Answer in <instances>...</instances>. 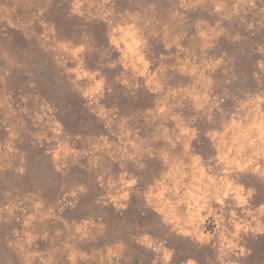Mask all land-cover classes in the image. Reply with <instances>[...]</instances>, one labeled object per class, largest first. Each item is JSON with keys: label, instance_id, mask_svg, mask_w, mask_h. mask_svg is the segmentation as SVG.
I'll use <instances>...</instances> for the list:
<instances>
[{"label": "rangeland", "instance_id": "rangeland-1", "mask_svg": "<svg viewBox=\"0 0 264 264\" xmlns=\"http://www.w3.org/2000/svg\"><path fill=\"white\" fill-rule=\"evenodd\" d=\"M72 2L73 0H0V77H3L0 79V264H26L25 256H28V253L38 254L35 257H28L30 264H71L68 257L72 251L77 252V264H108L106 246H112L119 241L126 245L124 258L120 260L112 258V264H152L153 260H156L157 264H162L159 254L146 250L131 239L144 233H150L158 239H166L168 246L177 250V260L192 256L200 260L201 264H205V257H210L206 264H219L216 259L219 254L217 250L201 248L178 236L170 226L163 223V216L154 210L155 207L163 206L159 201L153 200V205H148L146 200L148 185L163 179L162 173L169 171L158 158L148 159L145 156L147 168L144 171L137 170L132 163L120 161L127 163L129 172L140 177V184L137 186L139 194L136 190L133 191L129 209L124 212L116 211L111 201L107 199L109 192L115 193V190L108 188L107 180L109 177L118 180L121 169L119 163L108 153L115 154L117 161L119 160V150L126 146V140L129 139L125 138V143L118 139V136L123 135L119 124L126 118L125 128H130L133 132L130 139L135 140V134L139 131L140 138L145 141L141 144L142 148L155 149L157 157L162 149L167 150L174 162L183 159L185 163H189L182 145L172 150L163 138L158 141L152 139L154 135H159L156 132L159 125L164 124L173 128L174 124L163 118L153 120L146 110L155 109L156 101L163 100L172 89L196 87L202 90V86L197 84L199 73L195 76L180 74L177 56L180 61L189 59L191 66L198 65L200 70H203L206 60L218 58L224 52L227 53L224 57L225 64L214 73L211 70L205 72V75L211 76L214 80L212 95L214 97L218 95L226 101L221 105L223 111L214 110V120L211 123L206 121L202 113L195 111L194 103L190 99L184 101V108L174 111L183 112L185 120L192 116L198 117L193 126L200 129V139L193 142V148L205 157L206 164L208 157L218 154L217 148L213 147L212 142L204 135L206 131L217 129L223 132L228 128L226 143L219 146L221 151H227V147L231 146L232 137L238 134V130L230 127L232 114L241 107L242 101H247L248 107L244 108L240 115L251 111L249 121L246 122L250 123L259 115L253 103L255 95L257 93L264 95V72H260L256 67L257 60L264 59V55L258 52V48L264 45V12L260 11L264 8V0H257L255 9L245 7L239 0H224L227 7L220 15L214 12V4L220 0H200L195 9L181 8V0H111L109 4H105L104 0H85L83 9L85 16L70 18ZM191 2L193 0H189V3ZM152 4L156 6L155 12L149 10V5ZM234 6L239 8L240 14L233 15L231 20L223 19L224 15L233 13ZM113 7L115 10L113 19L116 21H120V14L125 10L140 13L141 26L143 21L153 16L159 21L158 24L154 22L145 29V34L150 41L151 71L162 69L159 76L165 85L163 93H149L143 87V78H140L141 89L137 92L139 99H136L132 96V90L123 87L114 79L121 74L122 67L118 66L115 70L101 67L120 55L108 45L104 35L108 25L101 19L106 8ZM41 9L45 10L43 16L39 15ZM173 12H180L184 20L181 22L178 18L173 21L171 18ZM41 19L55 22L54 39L50 33L49 39H42L46 30L40 25ZM201 19L209 21L212 27L216 26L217 21L222 20L221 27L225 29V33L214 41L215 47L212 49H204L205 41L197 34L195 25ZM249 24H253L254 27L249 29ZM165 25L168 26L170 33L166 40ZM153 30L160 35L152 37L150 33ZM236 33H240L243 39L233 42L230 37ZM177 35L183 37L180 44L189 51L178 52L175 46L170 51L165 50L164 43L172 42ZM85 36L90 39L85 40ZM54 40L70 41L73 47L87 43L90 48L95 49L85 53V67L99 68L108 77L107 87L112 88L113 93L102 103L107 104L109 108L118 109L110 117L114 119L112 131L116 135H112L104 127L105 122L99 121L87 107V101L71 83L74 77L65 74L62 65L66 63L68 67H75L76 61L70 52L53 50ZM162 52L171 58L161 60ZM253 72H259V81L253 77ZM127 76L131 79L132 73H127ZM32 82H35L37 87L30 88L28 85ZM89 83L85 80L81 82V86H87ZM22 97H27V103ZM179 99L180 97H170L169 103H176ZM46 103L55 111L52 113H46V109L42 111V106ZM24 108L28 111H23ZM261 111H264V105H261ZM37 113L45 116L43 123L36 120ZM55 120L64 125V132L59 137L52 131ZM11 132L17 133L18 137L14 138ZM101 134L109 137V142L113 144L112 148H103ZM239 134L241 143L247 148L243 132ZM38 136L44 139L40 140ZM136 142L140 144V141ZM61 143L66 144L68 149H75L81 155L76 157L70 153L66 161H61L66 162L67 167L63 172H57L52 152ZM93 145L100 146L102 150L96 151ZM129 151L132 149L129 148ZM85 152L89 155L85 156ZM94 155L101 157L100 167L93 168L89 163ZM21 167L26 169L23 175L17 171ZM215 171L219 172V169L216 168ZM101 175L104 176V187L97 182L98 176ZM165 182L169 186L174 183L171 180ZM243 182L260 192V196L252 202L255 209L260 201L264 200V180L247 173L243 175ZM79 184L88 187L87 195L80 196V202L74 210L65 208L68 201L72 200L70 196L65 200V193L72 191ZM166 197L172 200L179 214L186 213L187 205L180 202L185 199L183 188L180 189L179 195L167 193ZM36 201H41L43 208L35 209L33 205ZM8 206H18L14 215L6 210ZM61 208H65V211L61 212ZM50 209L54 210L53 215L44 219ZM169 211V208H165L166 213ZM33 214L37 217L36 221L25 228L26 217ZM241 218L245 217L241 214ZM259 218L264 221V216ZM84 219H91L97 225L90 228V235L95 239L80 241L79 235L75 232L76 225ZM247 219L251 220V217ZM64 221H67V224ZM100 224L107 226L102 234L98 227ZM208 227L209 231L215 230L211 220ZM228 227L231 228V225ZM28 233L40 238L28 244ZM218 239L217 237V241L214 242H218ZM66 242L73 247L66 249L64 246ZM248 244L254 249V254L246 264H264V236L257 239L249 238ZM21 245L24 247L23 251ZM80 253H87L93 259H82Z\"/></svg>", "mask_w": 264, "mask_h": 264}, {"label": "clouds", "instance_id": "clouds-1", "mask_svg": "<svg viewBox=\"0 0 264 264\" xmlns=\"http://www.w3.org/2000/svg\"><path fill=\"white\" fill-rule=\"evenodd\" d=\"M199 2L200 0H193L191 3H189V0H181L180 7L184 9H195L198 7ZM239 2L247 8L255 9L257 7V0H239ZM84 3L85 0H73L69 17H84ZM104 3L109 4L111 0H104ZM226 7L227 5L224 0L215 3V14H223ZM155 8L156 6L154 4L149 5L150 11L155 12ZM44 11V9H41L39 15L43 16ZM260 11L264 12V8L260 9ZM239 14V8L234 6L233 13L231 15H224L223 19L231 20L233 15ZM114 16V7L106 8L101 19L108 25V30L104 33L108 45L120 53V55L117 59L101 67L110 70H115L118 66L122 67L123 71L120 75L115 76L114 79L123 87L132 90V96L136 99H139L137 92L141 89L140 78H143V87L149 93H163L165 91V85L159 76L162 69L158 68L156 72L151 71L152 61L149 59V52L151 50L150 41L148 35L145 34V29L149 28L154 22L158 24L159 21L153 16L151 19L143 21V26H141L140 13H133L129 10H125L124 13L120 14V21L113 19ZM171 18L173 21H176L178 18L181 22L184 20V16L180 12H173ZM221 23L222 20L217 21L216 26L212 27L207 20L201 19L196 22L197 34L205 41L203 45L204 49L214 48V41L221 35H224L225 29L221 27ZM40 25L46 30L42 39H49V33L51 34V38H55V22H48L41 19ZM248 27L251 29L254 25L249 24ZM169 34L168 26L165 25V40ZM150 35L157 37L160 33L153 30ZM182 38L181 35H177L172 42H165V50L170 51L175 46L178 52L189 51L180 44ZM84 39L88 40L90 37L85 36ZM230 39L233 42H238L243 37L240 33H236ZM54 43L55 48L53 50L59 49L65 53H71L76 61V66L68 67L66 63L63 64L65 74L74 77L71 83L81 93L83 99L87 101V107L99 121L105 122L104 127L112 135H116L112 131L114 119L110 117L118 109L109 108L107 104L102 103V101H106L108 96L113 93V89L107 87L108 77L99 68L90 69L85 67V53L95 51V49L90 48L87 43H82L74 47L71 46L70 41L54 40ZM258 52L264 55V45L258 48ZM225 56H227L226 52L222 53L218 58L206 60L203 65V70H200V66L198 65L191 66L189 59L186 58L180 61L177 56V61L180 64L178 69L180 74L195 76L199 73L197 84L202 86V90L196 87L172 89L164 96L163 100L156 101L155 109L149 108L146 110L153 117V120L163 118L174 124L173 128H169L164 124L159 125L156 129L159 135H154L152 139L158 141L163 138L172 150L182 145L183 152L190 162L185 163L183 159L174 162L171 153L167 150L162 149L160 155L157 157L155 149L151 147L142 148L141 144L145 143V141L140 138L139 131L135 134V140L130 139L133 136V132L130 128H125L127 124V119L125 118L119 124L123 135L118 136V139L121 143H125V138H129L126 140V146L119 150L118 161L115 154L108 153L114 161L119 163L121 171L118 173V180L111 177L108 178L107 186L109 189L115 190V193L109 192L107 199L111 201L116 211H127L132 203L133 191L136 190L137 194H139L137 186L140 184V177L129 172L127 170V163H121L120 161L132 163L137 170L144 171L147 168V164L144 162L145 156L148 159L158 158L163 165L169 168V171L162 173L163 179H158L154 184L148 185V192L146 194L148 205L152 206L153 200L159 201L163 206L155 207L154 210L163 216V223L170 226L171 230L178 236L199 245L201 248L208 247L210 250H217L219 254L216 256V259L219 261V264H246L254 254V249L248 244L249 238L257 239L260 236H264V221H261L259 218L260 216H264V200H261L254 209L252 202L260 196V192L257 188L247 186L243 182V175L247 173H251V175L264 180V162H262L264 161V111H261V105H264V95L259 93L255 95L253 103L255 104V111L259 115L254 117L250 123L246 122L249 121L251 111L243 116L240 115L244 108L248 107L247 101H242L241 107L232 114L230 127L238 130V134L232 137L231 146L227 147V151H221L219 146L226 143L225 137L227 136L228 128L223 132L217 129H210L204 133L212 142L213 147L217 148L218 152L216 156L208 157L207 164L205 163V157L193 148V142L200 139V129L193 126L196 124L198 117L192 116L189 120H185L183 112L174 111L178 108H184V101L189 99L194 103L195 111L202 113L208 123L214 120V110L219 109L223 111L221 105L226 101L218 95L215 97L212 95L214 80L211 76L205 75V72L211 70L214 73L218 70L225 64ZM170 58V56H166L163 52L160 53L161 60ZM57 60L59 61L58 57ZM256 67L260 72H264V59L257 60ZM129 72L132 73L131 79L127 76ZM253 77L259 81V72H253ZM0 79H3V77H0ZM85 80L90 83L82 87L81 82ZM229 83L231 82L229 81ZM28 86L30 88L37 87L35 82L30 83ZM170 97H180V99L176 103H169ZM22 99L27 103V97H22ZM45 109L46 113L55 111L47 103L42 106V111ZM23 111L27 112L28 109L24 108ZM44 119L45 116L39 113L36 114L37 121L43 123ZM53 123L52 131L56 136H61L64 132V125L59 120H55ZM241 131L247 140V148L241 143V135L239 134ZM10 134L14 138L18 137V134L15 132H11ZM37 138L40 140L44 139V137L39 136ZM100 140L103 141V148L110 149L113 147L107 135L101 134ZM136 141H140V144ZM93 148L96 151L102 150L98 145H93ZM129 148L132 151H129ZM249 148L251 151H248ZM13 150L10 149V151ZM70 153L76 157L81 155L80 152L75 149H68L67 145L62 143L58 144V147L52 152L53 164L57 172H63V169L67 167L66 162L61 163V161H66ZM84 155L87 156L89 153L85 152ZM100 160V156L94 155L89 160V163L93 168L100 167ZM213 161H215L214 165ZM216 168L219 169V172L215 171ZM17 171L23 175L26 169L21 167ZM167 180L173 181V185L169 186L165 182ZM97 182L101 187H104V176H98ZM181 188L184 189L185 199L180 202L187 205V211L184 214H179L173 206L172 200L166 197L167 193L179 195ZM88 191L89 189L86 185L79 184L72 191L65 193V200L69 196L72 197V200L68 201L65 208L74 210L80 202V196L87 195ZM97 203H99V200ZM16 207L18 206H8L6 210L9 214L14 215ZM33 207L35 209H41L43 208V203L36 201ZM65 208H61L60 211L64 212ZM165 208H169L170 211L166 213ZM53 212L54 210L50 209L48 216H45L44 219L52 216ZM142 214L147 215V213ZM241 214L245 218H241ZM247 217H251V220L247 219ZM36 219V215H28L24 221V227H30ZM210 220L215 226L214 231H209L208 226ZM64 223L67 224V221H64ZM73 223L75 224L76 222L73 221ZM228 225H231V228ZM93 227H97V225L91 219H84L76 225L75 232L79 235L80 241L95 239V237L90 235V228ZM98 227L101 229L102 234L107 226L100 224ZM16 234L19 235L18 232ZM57 234H60L59 231ZM27 235L29 236L28 244H32L40 238L31 233ZM217 237L219 238L218 242H214L217 241ZM44 238L46 239L47 236L45 235ZM72 238L75 239V237ZM131 239L135 240L137 244L146 250H151L159 254L162 264H174V261L176 264H201L200 260L192 256H185L184 259L177 260V250L168 246L166 239H158L150 233H144L139 237L133 236ZM9 246H11V242ZM64 246L66 249L73 247L67 242ZM106 247L108 264H112V258H116L117 260L124 258L123 252L126 249V245L123 241ZM20 248L21 251L24 250L23 245ZM36 255L38 254L28 253V256H25L26 264H30L29 256L35 257ZM79 255L80 258L85 260L93 259L87 253H80ZM209 258L205 257V264ZM68 259L71 261V264H77V252L72 251ZM152 264H157L156 260H153Z\"/></svg>", "mask_w": 264, "mask_h": 264}]
</instances>
